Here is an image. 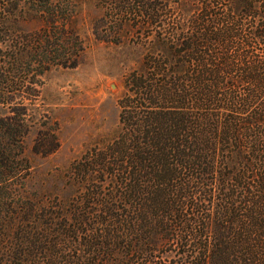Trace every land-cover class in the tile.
Masks as SVG:
<instances>
[{
    "label": "trees",
    "instance_id": "obj_1",
    "mask_svg": "<svg viewBox=\"0 0 264 264\" xmlns=\"http://www.w3.org/2000/svg\"><path fill=\"white\" fill-rule=\"evenodd\" d=\"M86 1L0 0V70L25 29L32 62L76 67ZM223 1L240 20L209 19L207 0L178 3L203 17L163 24L125 79L118 130L70 165L64 195L29 188L26 119L0 117V264H264V6ZM170 3L106 7L152 16ZM58 147L42 134L34 151Z\"/></svg>",
    "mask_w": 264,
    "mask_h": 264
},
{
    "label": "rangeland",
    "instance_id": "obj_2",
    "mask_svg": "<svg viewBox=\"0 0 264 264\" xmlns=\"http://www.w3.org/2000/svg\"><path fill=\"white\" fill-rule=\"evenodd\" d=\"M20 1L24 5L31 2ZM170 1L171 11L152 16L111 11L106 7V0L83 3L78 32L87 49L73 68L55 66L45 71L42 65L32 62L36 57L28 50L32 46L31 33L27 29L15 31L13 59L18 56L19 61L0 70V87H5L7 92L0 96V117L26 119L24 157L31 166L28 182L31 190L65 194V173L70 165L97 143L110 140L118 130L119 100L126 90L125 79L143 65L149 46L162 34L163 24L203 17L190 7L184 18L177 7L178 3L187 2L202 8L206 0ZM254 2L264 6V0ZM209 3L218 8L212 15L209 13V19L240 20L242 17L232 13L223 0H207ZM119 4L114 7L118 8ZM114 21L121 23L117 25ZM37 29L43 31L39 26ZM100 36L122 42L99 40ZM3 48L0 43V49ZM21 50H25L22 58ZM258 55L264 60V52L259 51ZM49 133L57 135L58 149L48 155L36 153L35 140Z\"/></svg>",
    "mask_w": 264,
    "mask_h": 264
}]
</instances>
